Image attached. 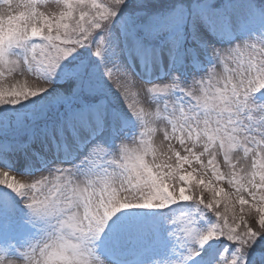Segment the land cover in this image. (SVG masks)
<instances>
[{
    "label": "snow or ice",
    "instance_id": "obj_1",
    "mask_svg": "<svg viewBox=\"0 0 264 264\" xmlns=\"http://www.w3.org/2000/svg\"><path fill=\"white\" fill-rule=\"evenodd\" d=\"M51 2L0 0V264H264V0Z\"/></svg>",
    "mask_w": 264,
    "mask_h": 264
},
{
    "label": "rangeland",
    "instance_id": "obj_2",
    "mask_svg": "<svg viewBox=\"0 0 264 264\" xmlns=\"http://www.w3.org/2000/svg\"><path fill=\"white\" fill-rule=\"evenodd\" d=\"M17 2H18V0H13V10H15V4ZM7 10H8V6L0 3V11H7ZM48 10L49 11H55L56 10V5L54 3V0H53V2L49 3ZM222 186L227 187V185H222ZM204 195H205V199H207L209 196L208 193H205ZM237 211H239V205H237Z\"/></svg>",
    "mask_w": 264,
    "mask_h": 264
}]
</instances>
